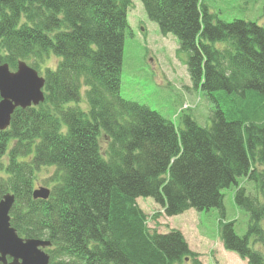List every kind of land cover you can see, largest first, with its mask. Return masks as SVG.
I'll return each instance as SVG.
<instances>
[{
  "label": "trees",
  "instance_id": "16d2710c",
  "mask_svg": "<svg viewBox=\"0 0 264 264\" xmlns=\"http://www.w3.org/2000/svg\"><path fill=\"white\" fill-rule=\"evenodd\" d=\"M139 1L214 103L209 128L184 116L177 129L120 96L131 0H0V66L22 61L44 78V101L0 131V200L14 196L11 227L48 241L50 264H203L178 235H152L136 200L166 217L223 210L221 191L241 176L264 196V25L219 20L202 0ZM42 174L50 193L34 199ZM236 188L248 229L222 223V245L264 264L252 247L264 249V202Z\"/></svg>",
  "mask_w": 264,
  "mask_h": 264
},
{
  "label": "rangeland",
  "instance_id": "374dc122",
  "mask_svg": "<svg viewBox=\"0 0 264 264\" xmlns=\"http://www.w3.org/2000/svg\"><path fill=\"white\" fill-rule=\"evenodd\" d=\"M202 3L219 20L242 19L264 25V0H202ZM131 5L129 27L124 32L120 96L147 106L177 129L184 127V116H190L201 128H209L214 103L193 87L187 72V57L179 51L177 38L172 34L162 35L157 24L146 17L139 0H131ZM218 47L223 48L224 44ZM55 62L50 59L47 65L53 67ZM262 169L258 167V171ZM43 177L44 174L39 176L35 189H48L41 183ZM236 186L264 202V196L246 176L238 177L236 185L221 191L223 210L211 208L198 212L190 209L166 217L151 198H140L136 202L146 215L147 229L152 235H178L186 250L198 255L203 264H247L235 253L225 250L220 239L222 223H232L238 237L247 233L248 214L234 203ZM252 247L264 255L260 244Z\"/></svg>",
  "mask_w": 264,
  "mask_h": 264
},
{
  "label": "water",
  "instance_id": "95a60500",
  "mask_svg": "<svg viewBox=\"0 0 264 264\" xmlns=\"http://www.w3.org/2000/svg\"><path fill=\"white\" fill-rule=\"evenodd\" d=\"M43 87L44 79L24 62H18L14 72L7 64L0 66V131L8 128L16 108L38 106L44 101ZM48 196L46 188L32 192L34 199L45 200ZM13 203L11 194L0 200V264H49L44 252L50 246L48 241L21 238L11 227L9 212Z\"/></svg>",
  "mask_w": 264,
  "mask_h": 264
}]
</instances>
